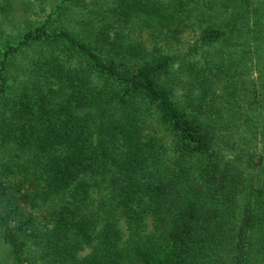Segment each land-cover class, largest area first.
<instances>
[{
  "label": "trees",
  "instance_id": "1",
  "mask_svg": "<svg viewBox=\"0 0 264 264\" xmlns=\"http://www.w3.org/2000/svg\"><path fill=\"white\" fill-rule=\"evenodd\" d=\"M52 1L0 0V264H264V0Z\"/></svg>",
  "mask_w": 264,
  "mask_h": 264
},
{
  "label": "rangeland",
  "instance_id": "2",
  "mask_svg": "<svg viewBox=\"0 0 264 264\" xmlns=\"http://www.w3.org/2000/svg\"><path fill=\"white\" fill-rule=\"evenodd\" d=\"M56 1H58V0H53L52 2L55 3ZM256 65H257V63H254V62H253V64H252V68H251L252 73L255 72L253 77H257V75H258V72L255 71ZM3 256H4V254L1 253V254H0V259H1Z\"/></svg>",
  "mask_w": 264,
  "mask_h": 264
}]
</instances>
